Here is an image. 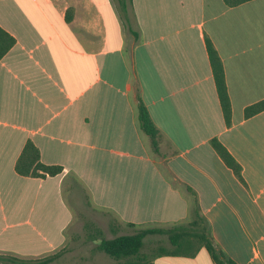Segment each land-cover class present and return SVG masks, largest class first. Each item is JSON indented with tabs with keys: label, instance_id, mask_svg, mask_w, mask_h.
<instances>
[{
	"label": "crops",
	"instance_id": "0c3cea01",
	"mask_svg": "<svg viewBox=\"0 0 264 264\" xmlns=\"http://www.w3.org/2000/svg\"><path fill=\"white\" fill-rule=\"evenodd\" d=\"M0 29L13 39L0 57V254L59 251L68 197L112 215L129 229L122 234L188 222L195 197L227 258L264 264V109L242 114L264 98V0H0ZM205 38L222 66L228 126ZM136 89L158 131L156 153L137 127ZM27 140L61 172L17 174ZM151 264L213 262L200 247Z\"/></svg>",
	"mask_w": 264,
	"mask_h": 264
},
{
	"label": "trees",
	"instance_id": "16d2710c",
	"mask_svg": "<svg viewBox=\"0 0 264 264\" xmlns=\"http://www.w3.org/2000/svg\"><path fill=\"white\" fill-rule=\"evenodd\" d=\"M227 6H234L247 0H222ZM130 33L137 38V33L129 28ZM0 33L5 37V41L0 45V57L13 43V39L0 29ZM205 50L207 60L213 79L216 97L220 107L223 122L226 126L230 123V103L224 83L223 71L220 60L209 39L205 38ZM136 123L138 129L148 137L150 148L157 152L158 131L151 121L147 109L136 89L135 93ZM264 109V98L243 108V116L249 117ZM211 147L220 157L223 163L240 178V167L225 147L216 139L209 140ZM14 170L22 176L44 177L59 174L62 167L59 165H48L39 161L38 150L29 140L25 141L19 155L14 162ZM190 191L189 188H186ZM194 196V193L191 192ZM190 220L170 227H145L134 230L130 234H120L112 238H100L96 244V249L105 255L122 260L124 264H151V260L163 255L193 256L200 248H204L210 256L213 264H236L227 258L224 253L213 242L207 223L198 213L196 199L193 197L190 209ZM99 234L98 230L96 231ZM147 234H164L170 245V249L158 246L146 259V254L140 251L142 239ZM59 252L45 256L37 260L18 258L12 255L0 254V264H46L54 259Z\"/></svg>",
	"mask_w": 264,
	"mask_h": 264
},
{
	"label": "rangeland",
	"instance_id": "374dc122",
	"mask_svg": "<svg viewBox=\"0 0 264 264\" xmlns=\"http://www.w3.org/2000/svg\"><path fill=\"white\" fill-rule=\"evenodd\" d=\"M74 199L71 202L68 197L72 206V221L65 231L64 245L57 251L59 254L46 264H124L122 260H115L97 250L96 244L100 238H112L129 229L119 227L109 213L78 206L75 203L77 198ZM142 243L140 251L146 254L147 261L149 254L158 246L170 249L164 234H147Z\"/></svg>",
	"mask_w": 264,
	"mask_h": 264
}]
</instances>
